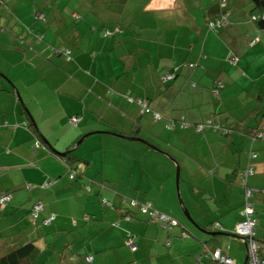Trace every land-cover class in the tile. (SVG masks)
Listing matches in <instances>:
<instances>
[{
	"label": "crops",
	"instance_id": "obj_1",
	"mask_svg": "<svg viewBox=\"0 0 264 264\" xmlns=\"http://www.w3.org/2000/svg\"><path fill=\"white\" fill-rule=\"evenodd\" d=\"M50 1L0 0V193H12L0 210V255L32 241L40 251L35 264H196L206 243L228 247L243 264L245 245L233 229L249 160L255 231L264 236V137L249 131L264 114V26L251 20L261 10L250 0H96L99 7L67 12L59 0L47 10ZM34 10H46V20ZM219 18L223 23L209 29ZM115 24L121 32L101 34V26ZM59 45L72 49V60L53 51ZM173 70L176 79L162 85L160 75ZM125 95L146 99L151 111L141 113ZM72 116H80L77 125ZM112 130L124 136L106 132ZM53 149L76 157V179ZM132 199L180 226L162 229L137 213ZM36 200L44 209L33 222ZM50 212L55 220L42 224ZM187 221L198 230L218 221L224 234L207 240Z\"/></svg>",
	"mask_w": 264,
	"mask_h": 264
},
{
	"label": "trees",
	"instance_id": "obj_2",
	"mask_svg": "<svg viewBox=\"0 0 264 264\" xmlns=\"http://www.w3.org/2000/svg\"><path fill=\"white\" fill-rule=\"evenodd\" d=\"M221 1L224 2V0H221ZM250 1L254 4V6L256 8H258V9L261 10V12H257L255 14H252L251 15V20L253 22H255V23H259L261 26H264V0H250ZM112 3L115 4V6H118V7H119V5L122 6L121 1H116V2H112ZM121 8H123V7H121ZM121 8H120V10H122ZM45 13H46V10H42V11L41 10H34L33 11V16L37 20L44 21V20H46V17H45L46 14ZM208 28L209 29H212L210 27H208ZM99 30H100L101 34L104 37H112V36H115L117 33L121 32V28L119 27L118 24L112 25L110 27H108V26H101V28ZM36 39H37V41H40L42 39V36L38 35V37ZM53 51H56L57 54L63 56L67 61H70L73 58V56L71 55L72 49L70 47L66 46V45H59L58 47H54L53 48ZM176 73H177V70H173V71H167V72L161 74L160 77H159L160 83L162 85H167V84H169L168 82L174 81L176 79ZM214 93L217 94L218 93V89H215L214 90ZM125 96H126L125 98H126V100L128 102L135 101L140 106V108L143 107V104H146L148 110L142 109V111H140L141 113H145V112L151 111L150 108H149V106H148V104H147V100L146 99H144L142 97H132V96H129V95H125ZM155 113L156 112L153 111V114H152L153 115V119H158L160 116H159L158 113H156V114H158V117H154V114ZM76 117L79 118V120H78V123H79L80 116H76ZM70 119H69V121H70V123L72 125H77L78 124V123L77 124H73ZM260 119H261V122H257L256 126H253V128L249 130L251 132L250 135L253 138H263L264 137V123H263L264 122V114L262 115V118H260ZM181 120H179V121H181ZM173 121L174 120H172V118H171V123L168 124V125H166V127L169 128V129L172 128V126L174 125ZM183 123H187V122L181 121L180 122V128L181 127H183V128L187 127L186 125L184 126ZM195 124H194V127H195ZM25 126L28 127V124H25ZM101 132H103V131H101ZM106 132H109V133H112V134H115V135H119V136H124L123 134L118 133L116 130L106 131ZM142 139H143V142H146L149 146H151L150 145L151 144L150 142H148L144 138H142ZM40 145H41L40 140L39 139H36L35 140V143H34V147L36 148V147H39ZM53 151L58 156H61V157H64L65 158L64 161H65L66 167H67V169H66L65 172L67 173V177L70 180L76 179V177L79 175V169H78V166H77V163H76L78 160L76 159V157H74L71 152H66L65 155H62V154L56 152L54 149H53ZM252 154H255V156L253 157ZM257 156H258V152L257 151H255V150H251L250 151L249 158L251 159V161H254L257 158ZM249 166L252 167L253 170L255 169V166H254L253 162H250V160H249V163L242 168L241 173H240V183L243 186V190H244L243 191V196H242L243 197L242 198L243 199V204H242V208L240 210L241 219L235 224L234 229H233L234 235H236L244 243L245 249H246V244H245L246 242L243 241L242 240V236L239 233H237V231H236V225L238 223L242 222L243 219H244V215L242 214V210L244 209V206H245L246 201L251 202L252 205H253L254 210H253V214L251 216L255 219V226L257 224L256 211H255L254 203L252 201L253 196H254V193H255L256 190H255L254 187H252L248 183V178L251 175L248 176V178H246V180H242L243 179V170L246 169ZM254 173H255V170H254L253 174ZM49 183H50V181H46L44 183V186H48ZM26 188L29 189L30 188V185L29 184H26ZM246 188H250V190H251V195L248 196V197L245 196V190H246ZM1 194L10 195L9 200L5 201V203H4L3 206L0 205V210H3L7 206V204L11 201V199H12V193L9 192V191H3V192L0 193V195ZM105 200L106 199L102 200V202L103 203L106 202ZM38 202H41L42 203L41 200L34 201L33 204L30 207V210H29V214H30L31 219H32L33 222L36 221V219L38 218L40 212L43 211V209H44V206H43V203H42V209L41 210H38L37 211L36 218H33V210H34L33 209V206H34V204H36ZM146 203H149V202H147V201L141 202V204H143V205H146ZM151 207H153V206L151 205ZM132 208H134V207H132ZM157 210L160 211V212H163V211H161L159 209H157ZM136 212L147 216L146 218H147L148 221L153 222L155 224H158V222H156L155 219L150 218L149 215H148V213L147 212H143L141 209H139V207L136 208ZM163 213H166L167 215H169L172 219H174L176 221V223L173 224V225H171L170 227H167V226L163 227L160 224H158L162 229H164V230H170V229H172V228H174L176 226H180L179 221L175 217H173L172 215H170L167 212H163ZM126 217L129 219L130 216L127 215ZM47 218H49V222L46 223V224H44L42 222V220L43 219H47ZM55 218H56V213L55 212H50L48 215H46L45 217L42 218L41 222H42V224L47 225V224H50L51 222H53L55 220ZM212 225H213V228H204V230H206V231H213V232L217 231V232H221V234L210 235V234H207L204 231H201V230L200 231L203 232V233H205L206 235H209L210 238L220 237L222 234H224V233H222V227L220 226V223L218 221H214L212 223ZM254 230H255V228H254ZM182 231L183 232L181 233V236L183 238H186V237L189 236V233L187 232L188 230L187 231L186 230H182ZM254 232H255V234L253 235V239L257 241V245H258V248H257V256L259 258H261V259H264V255L261 253L262 248H264V236L261 238L258 234H256V231H254ZM131 236H132V234H131ZM202 244L203 245H202L201 251H199L196 254V256H198L196 258V264H202L203 263L202 258H204V257H206L209 260V263L210 264H216V263H214V261H213V259L211 257V252H213L217 248H219L221 251L226 252L228 254L227 249H226L228 247L221 248V247L212 246V247L209 248L206 245V243H202ZM203 248L206 250V253L205 254H202ZM135 249H136V247H135ZM134 250H131V251H134ZM39 255H40V251L38 250V247L32 241H26L25 243H20V244H17V245H13L12 247H10L7 250H5V252H3L0 255V264H35L36 261H37V259H38V257H39ZM88 257H91L92 258V256H86L85 257V260H87Z\"/></svg>",
	"mask_w": 264,
	"mask_h": 264
},
{
	"label": "built area",
	"instance_id": "obj_3",
	"mask_svg": "<svg viewBox=\"0 0 264 264\" xmlns=\"http://www.w3.org/2000/svg\"><path fill=\"white\" fill-rule=\"evenodd\" d=\"M225 15H222L221 18L225 19ZM213 19L209 20L208 22V27L215 29L218 26H220L223 22L222 19ZM254 18V17H253ZM236 61V57L231 58V62ZM220 85V84H219ZM144 110H148L146 104H143V107L141 108ZM154 117H158V114H154ZM71 122L73 124H77L79 118L76 116H73L71 119ZM183 125L187 126V123H183ZM211 125V120H208L203 123H197L195 124V129L197 131L203 130L205 127ZM260 135V134H259ZM254 157L255 154H252ZM254 172L252 167H247L246 169L243 170V179L246 180L248 176L252 175ZM251 195V190L250 188H246L245 190V196L248 197ZM245 197V198H246ZM10 195L7 194H1L0 195V205L3 206L5 201L9 200ZM144 204V203H143ZM141 204V202H138L136 200H131L130 205L132 207H139L143 212H147L149 217L152 219H155L158 224L161 226L165 227H170L171 225L175 224L176 221L172 219L169 215L166 213L160 212L156 210L155 208L151 207L149 203H146V205ZM33 218H36L37 216V211L42 209V203L38 202L34 204L33 206ZM253 205L251 202L246 201L244 209L242 210V214L244 215V219L242 222L238 223L236 225V231L242 236V240L245 241L246 243V257L247 261L246 264H264V259H261L257 256V241L253 239V235L255 234V219L251 216L253 214ZM42 222L44 224L49 222V218L43 219ZM127 240L126 244L129 246L131 250L135 249V243L133 241V238L130 233L127 234ZM211 257L216 264H235V261L233 258H231L226 252L221 251L219 248L215 249L213 252H211ZM91 257H88L87 260H91Z\"/></svg>",
	"mask_w": 264,
	"mask_h": 264
},
{
	"label": "rangeland",
	"instance_id": "obj_4",
	"mask_svg": "<svg viewBox=\"0 0 264 264\" xmlns=\"http://www.w3.org/2000/svg\"><path fill=\"white\" fill-rule=\"evenodd\" d=\"M47 1H49V0H47ZM52 1V0H51ZM50 1V3H49V5L46 7V9L47 10H49V9H51L52 8V2ZM141 2V0H139L138 1V3H140ZM39 3H41V2H39ZM59 3L61 4V5H66L67 7L65 8V10L67 11V12H69V11H71L72 9H74V8H76V7H80L81 6V9L83 10L84 8H87V7H89L91 4H93V5H95L96 7H99V3L96 1V0H59ZM101 3H103V2H101ZM32 34L35 36V34L36 33H33L32 32ZM41 36V35H40ZM38 37V35H36V38ZM44 41H48V39L47 38H45L44 39ZM11 62V61H10ZM0 67H2L1 65H0ZM6 67V66H5ZM7 68V67H6ZM8 69V68H7ZM10 70V69H9ZM0 77H2V76H0ZM0 80H1V78H0ZM35 143V142H34ZM174 177H175V182H176V166H175V169H174ZM178 195V194H177ZM182 198V197H181ZM242 201H243V199H242ZM243 204V203H242ZM184 213V215L186 216V214H185V212H183ZM188 222V226H190L191 227V229L194 231V232H196V233H198V234H200V235H202V236H204V238H206L207 240H209V238H210V236L209 235H206V234H203V233H201L199 230H198V227L195 225V224H193L192 222H190V221H187ZM187 238V237H186ZM209 261V260H208Z\"/></svg>",
	"mask_w": 264,
	"mask_h": 264
},
{
	"label": "water",
	"instance_id": "obj_5",
	"mask_svg": "<svg viewBox=\"0 0 264 264\" xmlns=\"http://www.w3.org/2000/svg\"><path fill=\"white\" fill-rule=\"evenodd\" d=\"M88 134H89V133H88ZM84 137H85V135L82 136V137L77 141L76 145H79V144L81 143V141L83 140ZM130 139H136V140H139V141H143V139H142V138H139V137H131ZM151 146H152L153 148L159 150L157 147H155V146H153V145H151ZM56 152H58V153H60V154H62V155H65L66 152H68V151H65V152H59V151H56ZM178 177H179V166L176 165V183L178 182ZM185 214H186V216L188 217V219H189L190 221L193 222V219L191 218V216L189 215V213H188L187 211H186ZM200 230H201V231H204V232H206L207 234H210V235L221 234V232H217V231H215V232H213V231H206V230L201 229V228H200ZM246 261H247V257H245V260H244V263H243V264H246Z\"/></svg>",
	"mask_w": 264,
	"mask_h": 264
},
{
	"label": "clouds",
	"instance_id": "obj_6",
	"mask_svg": "<svg viewBox=\"0 0 264 264\" xmlns=\"http://www.w3.org/2000/svg\"><path fill=\"white\" fill-rule=\"evenodd\" d=\"M127 218V217H126ZM130 218V217H129ZM128 219V218H127ZM132 238H133V236H132ZM134 241V240H133ZM135 243V242H134ZM90 261V260H89Z\"/></svg>",
	"mask_w": 264,
	"mask_h": 264
}]
</instances>
